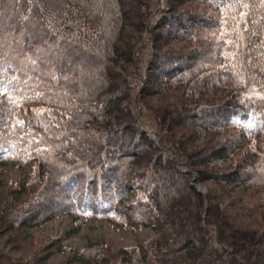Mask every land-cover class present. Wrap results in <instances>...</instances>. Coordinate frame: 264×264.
Returning <instances> with one entry per match:
<instances>
[{
	"label": "trees",
	"instance_id": "trees-1",
	"mask_svg": "<svg viewBox=\"0 0 264 264\" xmlns=\"http://www.w3.org/2000/svg\"><path fill=\"white\" fill-rule=\"evenodd\" d=\"M5 164L0 264H264V0H0ZM58 215L153 235L73 251Z\"/></svg>",
	"mask_w": 264,
	"mask_h": 264
},
{
	"label": "rangeland",
	"instance_id": "rangeland-1",
	"mask_svg": "<svg viewBox=\"0 0 264 264\" xmlns=\"http://www.w3.org/2000/svg\"><path fill=\"white\" fill-rule=\"evenodd\" d=\"M209 165L216 169H225L229 166V160L226 158H212ZM0 173L6 185L12 186L32 180L35 175V167L29 165L19 168L12 164H5L0 166ZM189 184L197 192L205 193V186L202 182L193 180ZM234 192L237 196H242L240 186L237 185ZM70 228V220L67 217L58 215L45 223L40 229L34 231L33 234L46 240L58 239L62 246L73 251H82L87 244L95 242L104 243L114 249L127 248L136 244H144L153 235L147 227L138 228L132 232L104 220L96 219L85 221L76 233L68 234Z\"/></svg>",
	"mask_w": 264,
	"mask_h": 264
}]
</instances>
